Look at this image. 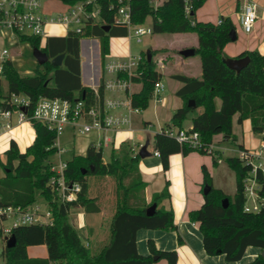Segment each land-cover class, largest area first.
I'll return each instance as SVG.
<instances>
[{"label":"trees","instance_id":"obj_1","mask_svg":"<svg viewBox=\"0 0 264 264\" xmlns=\"http://www.w3.org/2000/svg\"><path fill=\"white\" fill-rule=\"evenodd\" d=\"M65 5L85 0H59ZM101 13L97 20H89L83 34L69 32L66 35L46 36L41 45L40 36H21L33 47H39L53 58L65 53L63 64L55 66L50 61L38 64L33 73L22 74L11 60L3 62L0 74L8 82V91L0 87V101L10 93L27 94L34 105L41 96L62 99L82 98L88 106L96 105L98 98L94 90L83 84L81 73V38L94 36L100 41L101 60L104 63L110 49L111 37L128 34L125 23L115 22V14L121 3L118 0H97ZM206 0H164L154 5L153 0H127L132 22L144 24L152 18V33L195 32L197 45L195 53L200 57V76L184 73L173 74L183 85L177 90L184 103L173 114L171 123L165 127L185 128L183 122L194 109L202 111L192 118L190 131H198L200 139L212 143L216 134H222L223 141L237 143L233 131V117L238 114V123L250 119L253 131L264 129V53L259 50H244L237 56H248L250 62L240 72L230 68L224 60V47L235 28L229 16L222 22L213 23L194 20L195 11ZM190 8V16L185 13ZM109 25L106 31L103 26ZM142 52L140 75L134 77L142 88L129 93L134 108L146 109L152 99L154 84L162 79V73L153 59ZM104 88L100 86V100ZM220 98L219 107L215 99ZM194 101L189 106L188 103ZM35 131L34 141L22 151L15 140L0 154V207L20 206L27 208L35 202L38 192L52 211V224H24L12 227L16 243L13 247L3 246L1 255L5 264H151L165 259L166 264H178L176 250L158 249L154 240H148L149 254L139 253L137 232L141 229H176L174 212L160 206L171 198L169 182L153 194L147 202L146 182L143 180L139 162L141 157L131 144L123 142L118 149L113 148L110 160H103V149L88 145L85 154H75L67 160L65 179L70 184L78 182L81 190L72 201L61 202L56 186L51 182L56 175L52 170L51 156L56 154L57 133L45 123L32 121ZM242 148V145H239ZM154 149L158 151L163 169H169L170 155L181 152L188 155L194 151L188 144L178 142L174 137L158 131L154 135ZM205 153L204 151H200ZM214 163L218 164L213 156ZM227 164L236 173V192L227 196L220 188L214 187L212 175L203 166L204 185L211 191L204 195L200 208L191 211L189 218L199 223L204 249L207 254H224L227 261H238L244 257L248 246L264 249V203L259 212L244 209L246 202L245 179L251 173V166L239 156H227ZM84 170L86 172L84 173ZM98 181L100 189L95 188ZM258 193L264 195V173L257 175ZM203 185V186H204ZM96 189V190H95ZM203 190V187H202ZM96 191V192H94ZM204 191V190H203ZM228 198V207L222 205ZM157 204L156 211L148 215L147 208ZM83 208L86 212H100L105 209L103 225L108 229V237L95 248L92 242L85 243L75 226L69 220L73 208ZM2 236V231L0 230ZM183 241V239L178 237ZM46 245L47 257H29V246ZM249 264H264L261 254Z\"/></svg>","mask_w":264,"mask_h":264},{"label":"built area","instance_id":"obj_2","mask_svg":"<svg viewBox=\"0 0 264 264\" xmlns=\"http://www.w3.org/2000/svg\"><path fill=\"white\" fill-rule=\"evenodd\" d=\"M121 5L115 14V22L125 23L128 26L127 37L135 39L137 42L143 40V36L152 33V27H145L143 24L132 22L127 0H118ZM241 15V28L247 33L253 31L258 18L257 3L255 0H243ZM101 9L97 0L79 1L75 4L66 5L56 14L45 9L42 0H0V33L5 30L11 31L18 37L21 36H40L46 37L48 33L46 27L49 24H57L64 35L69 32L83 34L89 20H97ZM185 13L190 16V8L186 6ZM222 19L219 20V23ZM90 41H93L91 39ZM9 54L8 49H3L1 53L0 72L3 68V62ZM142 54L138 56L129 55L127 59L113 60L106 56L104 63H101L100 78L97 84L92 86L95 95L98 98L96 105L88 106L82 98L62 99L41 96L37 102L32 105L29 96L23 92H12L9 96L0 101V132L10 130L15 122L21 124L24 122L39 121L45 123L49 128L60 133L66 125H72L80 134H88L92 131L102 132L100 140L94 144L96 148L104 149L114 143L113 132L123 128H131L133 125L134 113L141 111L140 108L132 107L129 93L134 77L140 75V63ZM94 76H92V79ZM103 86L105 92L122 91L126 98H113L104 96L100 100V86ZM164 85L162 81L154 84L152 99L161 101V93ZM127 108L128 113H117L116 110ZM168 136L174 137L178 142L188 144L192 149L204 151L207 154L215 155L216 146L212 142L206 144L201 141L198 131H190L187 128L163 127L160 129ZM261 145L259 151L250 152L240 150L238 156L250 164V175L245 179L246 202L244 209L250 212H259L264 203V195L258 193L257 183L258 172L264 173V129L261 132ZM58 147L57 153L62 155L66 149ZM143 144L139 145V148ZM132 149L137 152L133 145ZM156 156H160L158 151H154ZM67 167V160L60 156L58 163L52 162V170L56 175L52 177V183L61 202L72 201L77 197L81 190L78 182L68 183L65 179L64 171ZM13 219L12 226L0 227L2 236L5 240L11 235L13 226L24 224H52V211L42 210L40 206L31 205L27 208L20 206L0 207V219ZM1 248V246H0Z\"/></svg>","mask_w":264,"mask_h":264},{"label":"crops","instance_id":"obj_3","mask_svg":"<svg viewBox=\"0 0 264 264\" xmlns=\"http://www.w3.org/2000/svg\"><path fill=\"white\" fill-rule=\"evenodd\" d=\"M257 3V12L258 18L256 24L254 25V29L252 32L247 33L244 30L241 32L237 28V21L241 23V15H242V4L243 0H206V2L195 11L194 20L198 21H211L213 23H219V20L223 18V16H229L235 26L237 31V39L231 40L225 44L224 47V56L225 58H237L238 55L244 50H259L264 53V0H255ZM164 0H153L154 5H160ZM65 8V7H64ZM45 9L49 12L50 8L45 6ZM151 19V17H147L146 21ZM145 21V22H146ZM49 24L47 26H51ZM144 25V24H143ZM152 27V23L150 25ZM191 33V32H184ZM193 35V39L189 43H185L182 49L187 48H195L197 45V34ZM153 34V33H151ZM54 35H64L63 33L55 32L48 33L47 36ZM124 36L123 38H126ZM112 38H110V45ZM128 38V37H127ZM45 39V37H44ZM129 39V38H128ZM131 41V39H129ZM185 42V41H183ZM164 49H167L164 46ZM1 53L0 51V62H1ZM111 51L109 49V53L106 56H109ZM142 54V52H141ZM9 55V54H8ZM165 55V53H164ZM83 57L85 59H83ZM6 60H11L8 56ZM168 60V55L164 56V62ZM12 61V60H11ZM200 61V58H199ZM201 62V61H200ZM13 63V62H12ZM101 52H100V41L99 39H93V41L87 40L82 44L81 47V73H82V82L84 85L92 88L94 84L99 82L100 78V68H101ZM201 64V63H200ZM14 65V64H13ZM166 66V65H165ZM15 67V65H14ZM201 67V65H200ZM16 68V67H15ZM17 69V68H16ZM21 73V72H20ZM27 74V73H26ZM186 74V73H184ZM201 72L198 75L200 76ZM171 75V80L173 83H170L169 92L166 93L167 96L164 98L161 97V102H163L164 109L158 108L159 111L156 113V121H145V125L147 127H151L153 134L155 135L161 128L165 127L168 123H171L173 114L177 110L178 107H181L184 103L183 98L176 94L177 90L183 85V82L178 78H173V73ZM189 75V74H186ZM92 76L94 78L92 79ZM192 76V75H189ZM140 82H133V84H137ZM163 83V82H162ZM131 85V86H132ZM164 85V84H163ZM164 90V88H163ZM138 92L132 91L130 88V93ZM104 96H107V92L104 93ZM215 104L217 107L220 106L221 100L220 98L215 99ZM200 108V109H199ZM199 109V110H198ZM123 110V111H121ZM127 108L117 109V113H127ZM194 115L190 119L189 127L185 126L184 123L188 119L183 122V126L187 129H190L192 126V118L202 111L201 107L196 108ZM194 111V110H193ZM190 114V113H189ZM188 114V116H189ZM238 114L234 115L232 125L233 131L237 137V143H234L237 147L236 149L231 147H225V142L223 141L222 134H216L213 137L212 142L216 146L215 157H220L224 154V151L227 150H235L238 156L240 150H248L250 152L259 151L261 145V133H255L253 131V127L251 125L250 119H245L242 124L238 123ZM22 125V123H21ZM24 125V124H23ZM15 126V124H14ZM12 127L10 130L0 132V154L2 150H6L11 140H15L19 146V148L24 151L27 146H29L28 139L24 136V134L18 132V127ZM134 131V126L131 128H123L118 130L117 132H113L114 143L116 144V139L118 136L121 137V142L118 143V148L123 142H128L132 146V142L128 140V135H130ZM94 135H87L85 140V145L83 150L86 153V149L90 144H96L102 135V132L92 131ZM88 133V134H90ZM257 135L259 137V143L253 144L252 139L250 137H254ZM35 138V131H34ZM154 138V137H153ZM127 139V140H125ZM150 143V140H147ZM239 145H242L240 148ZM116 146L114 145L113 148ZM104 150V149H103ZM148 150L151 152L152 157L148 156L143 158L139 162V168L143 177V180L146 182L145 188V197L147 202L152 200L153 194L156 192H160L164 187L166 182H169V192L171 198L169 200H164L161 202L160 206L163 208H171L174 212V223H176V229H141L137 232V249L139 253L147 255L149 254L148 248V240L153 239L157 248L161 250H176L178 255V264H249L250 262L257 259L262 253V249H259L254 246H248L245 250V255L241 260L238 261H227L224 254H214L209 255L206 253L204 249L202 233L200 230L199 223L193 222L189 218V213L194 211L204 203V191L202 190V186L204 185V174H203V166L206 167L209 174L212 173V170L216 165L214 163L213 156L208 157L206 154L201 153L200 151L194 150L190 152L188 155H184L181 152L170 155L169 158V169L164 170L160 156H156L154 154V140L153 146ZM84 153V154H85ZM73 155H75L73 153ZM212 175V174H211ZM213 177V175H212ZM220 188V187H219ZM222 190V188H220ZM224 191V190H223ZM158 207V206H157ZM78 215L82 220L83 232L85 236V243L89 241L92 242V246L97 248L104 239L108 237V229L103 225V219L105 217V209L103 208L100 212H86L83 208L78 207ZM76 223H73L75 226ZM183 239L180 242L178 237ZM37 246V247H36ZM34 245V247L29 246L27 249L29 257H47L42 255H37L38 252H44V247L46 245L41 246ZM47 249V247H46ZM31 250V252H30ZM48 253V250H47ZM151 264H166V260H158L155 259V262Z\"/></svg>","mask_w":264,"mask_h":264},{"label":"rangeland","instance_id":"obj_4","mask_svg":"<svg viewBox=\"0 0 264 264\" xmlns=\"http://www.w3.org/2000/svg\"><path fill=\"white\" fill-rule=\"evenodd\" d=\"M43 4L50 8V11L52 14H56L58 11H61L66 7L65 4H63L59 0H42ZM193 19H195L193 17ZM151 19H148L146 22H144L145 27H151ZM237 28L241 32L243 28H241L240 21H237ZM46 31L50 33H55L61 31L59 25L53 24L51 26L46 27ZM193 35L195 34L191 33H157V34H146L143 36V40L141 42H137L135 39H132L129 41V39L118 37V38H112L111 45H110V51L111 54L108 56L109 59L118 60V59H127L129 55L138 56L141 54V52H144L147 54V51L150 49H153L154 55L153 59L156 62V67L159 69V71L162 73V79L161 81L164 84V90L161 93V97L167 96L166 93L169 92V86L170 83H173L171 80V73H186L189 75H198L201 72L200 67V61H199V55L197 53L193 54L190 57H184L181 55L180 51L182 50V47L185 45V43H189L193 39ZM96 37H83L81 38V47L84 42L87 40L95 39ZM98 39V38H96ZM185 41V42H183ZM44 43V37L41 38V45ZM164 46L167 47V49H164ZM3 49L9 50L8 57L12 60L13 64L17 68L19 72L22 74L26 73H33L35 68L38 66V61L35 58L33 54L34 47L32 44L28 41H22L20 37L13 34L9 30H5L2 33H0V51ZM164 53L165 55H168V60L164 62ZM83 59H85L83 57ZM166 65V66H165ZM0 87L2 88V91L4 94L8 91V82L6 78L3 76V74H0ZM142 88L141 83L133 84L131 86L132 91H139ZM107 96L113 97V98H126V94L122 91H114V92H107ZM163 102L160 103V101H156L155 99H151L149 102V105L146 109H141L140 112L134 113L132 115L133 117V126L134 131L128 135V140L132 142V146L134 145L137 148V152L140 151L139 145L145 144L147 140H150L149 143V149L153 146V140H154V134L151 130V127H147L145 125V121H156V113L159 111L157 107L164 109L165 107L162 105ZM200 109V108H199ZM198 109V110H199ZM123 111V110H121ZM195 110L191 112L188 116V119L185 121L184 125L189 127L190 119L194 115ZM128 113V111L126 110ZM24 124V125H23ZM18 127L17 131L24 134V136L28 139V143H32L34 141V128L32 126V122H24L21 124H17L15 122V126ZM87 135H94L93 133L90 134H80L76 128H74L72 125H66L64 129L58 133L57 135V143L59 147H62L66 149V152L60 155L63 160H69L74 154H84L85 151L83 150V147L85 145V140ZM250 141H252L253 144L259 143V137L255 135L254 137H250ZM127 140V139H125ZM121 142V137L118 136L116 139V144L112 143L109 147L104 148L103 150V160L105 162L110 160L111 152L114 147L118 149V143ZM225 147H231L236 149L234 142L232 141H224ZM128 143V142H126ZM130 144V143H129ZM30 145V144H29ZM4 150L1 151V154H3ZM208 157L211 158V156L207 153ZM237 152L235 150H227L224 151V154L220 157H215L218 160V165L215 166V168L212 170V180L214 187L222 188L226 195L228 196H234L236 190V173H234L233 169L230 168V166L227 164L226 159L227 156H233L236 155ZM60 156L58 153L51 156V161L54 163H58L60 160ZM153 155H150L152 157ZM143 159V158H141ZM102 186V182L98 181L97 184H95L96 189H100ZM204 187L203 185H201ZM95 189V190H96ZM96 192V191H94ZM34 206H40L42 210L47 209V204L44 200V198L37 192L35 195V202L33 203ZM77 208L71 209L69 213V220L70 222L76 223L75 228L80 235L81 239L84 241L85 236L83 232V226L82 220L80 219L78 215ZM13 219H0V227L6 228L12 226ZM6 245V240L4 236L0 235V264H5V260L1 255L3 246ZM43 245H39L40 248ZM34 247V246H32ZM37 247V246H36ZM31 252V250H30ZM47 249L44 247V252H38L37 255L46 256ZM164 260V259H162Z\"/></svg>","mask_w":264,"mask_h":264},{"label":"water","instance_id":"obj_5","mask_svg":"<svg viewBox=\"0 0 264 264\" xmlns=\"http://www.w3.org/2000/svg\"><path fill=\"white\" fill-rule=\"evenodd\" d=\"M103 28L108 31L110 29L109 25L103 26ZM230 39L231 40H236L237 39V31L236 29H232L230 32ZM181 55L184 57H190L193 54H195V48H187V49H182L180 51ZM33 54L35 58L37 59L39 64H44L48 61H50L53 65L55 66H61L63 64V60L65 57V53H61L53 58H50L46 52H44L41 48L39 47H34L33 49ZM147 58L149 61L152 59V53L150 50L147 51ZM227 65L232 68L233 70H236L237 72H240L243 67H245L249 62V57L248 56H242L240 58H224V60ZM194 101H190L188 103L189 106L193 105ZM149 146V141H147L143 146L141 147L140 151L138 152L139 156L141 158H146L151 155V152L148 150ZM86 170H84V173ZM211 186L206 184L203 187L204 190V195L208 194L211 190ZM222 205L226 208L228 207V198H224L222 201ZM157 209V204L153 203L151 206L147 208V214L151 215L153 214ZM16 243V238L14 234H11L9 237L6 238V247L11 248L15 245ZM263 257H264V249L261 251ZM154 259H158V256H154Z\"/></svg>","mask_w":264,"mask_h":264}]
</instances>
